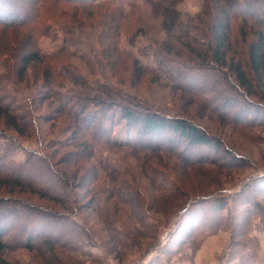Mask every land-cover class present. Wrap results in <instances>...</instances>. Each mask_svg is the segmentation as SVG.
I'll list each match as a JSON object with an SVG mask.
<instances>
[{"label":"rangeland","instance_id":"1","mask_svg":"<svg viewBox=\"0 0 264 264\" xmlns=\"http://www.w3.org/2000/svg\"><path fill=\"white\" fill-rule=\"evenodd\" d=\"M202 2L181 0L176 6L179 23L197 14ZM69 7L59 8L56 20L44 21L47 36L0 26V82L17 105L16 113L24 114L29 125L28 132L17 135L4 127L0 117V131L4 129L9 137L0 138V144L9 147L12 162H22L28 151L63 174L72 187L67 210L25 189L9 192L0 187V196L21 198L43 211L64 215L81 238L50 247L40 242L30 251L7 248L0 252V261L264 264V187L258 181L264 175V123L258 119L235 123L230 115L219 113L221 98L226 96L221 87L227 86V79L216 70L194 63L182 66L199 71L195 78L200 82L193 81L187 89L160 69L166 33L160 27L153 31L152 24L145 22L148 6L127 8L124 15L115 9L104 15L97 10L85 12L75 4ZM105 26L112 27L111 35L119 26L114 53L100 37ZM181 33L179 27L172 31L174 36ZM30 52L47 58L30 62L20 74L19 59ZM173 56L178 62L183 59ZM45 72L51 75L49 83L43 81ZM257 90L259 96H249L247 101L231 90L228 99L262 113L264 86ZM60 91L76 98L119 94L120 100H108L114 102L112 117L102 121L111 127V142L97 146L92 158L73 156L77 150L74 120L60 111L51 95ZM117 101L118 105L141 103L142 108L169 119H185L220 142L222 150L185 155L179 148L156 146L137 151L127 144L135 139L136 130H128ZM219 202L223 208L214 211Z\"/></svg>","mask_w":264,"mask_h":264},{"label":"trees","instance_id":"2","mask_svg":"<svg viewBox=\"0 0 264 264\" xmlns=\"http://www.w3.org/2000/svg\"><path fill=\"white\" fill-rule=\"evenodd\" d=\"M180 1L0 0V26L47 36L48 28L45 27L44 21L56 20L58 10L63 6L69 7L75 4L85 12L97 10L104 15L114 9L120 15H124V10L127 8L147 9L148 6L149 12L145 13V22L148 20L152 24L149 28L153 31L160 27V32L166 33V38L163 40L165 45L162 43L164 46L160 49L161 54L158 58L160 69L168 73L175 83L187 89L192 87L193 81L200 82L195 78L199 71L185 67L184 70L182 66L194 63L201 68L216 70L225 80L227 79V86L221 87L223 90L221 94L226 95L220 97L223 107L216 106L219 108V113L230 115V120L235 123L253 119H258V123H264V112L260 113L257 107L251 108L252 105L240 104L243 100L247 101L249 96H259L257 89L264 86V0H203L200 11L184 23H179V12L176 9ZM115 2L118 4L116 7ZM176 27L181 28L182 33L174 36L172 31ZM111 29L112 27L105 26L100 31V37L110 43L114 53L118 51L114 40L117 31L119 32V26L114 27L115 34L111 35ZM173 55L183 59L180 58L179 62L175 61ZM44 58L47 56L40 52L23 55L19 59L20 74L30 62ZM48 72L43 75V81L46 83H49L51 78ZM176 80L184 81L185 85ZM218 80L220 81V78ZM203 82L201 81L200 84ZM1 84L3 83L0 82V117L4 118V127L22 136L29 131L27 120L24 114L16 113L17 105L11 101L10 95ZM215 84L218 85V82L215 81L214 86ZM231 90L241 98V101L228 99ZM51 95L58 102L60 111L74 120L73 146L77 150L72 153L75 160L81 157L92 158L97 146L111 142V127H105L102 121L112 117L111 104L114 98L120 100L119 94L114 96L109 93H94L93 96L76 98L72 94L60 91L51 92ZM117 102L118 105L119 101ZM118 106L128 130H136L135 139L128 141L127 144L137 151L144 152L149 147L156 146L170 151L179 148L185 155H192V152L204 149L222 150L220 142L185 119H169L142 108L141 103L136 102ZM6 134L2 129L0 138H9ZM151 142L154 144L151 145ZM9 155V147L0 144V187L8 189L9 192L16 188L20 192L22 189L28 190L67 210V197L71 194L72 187L63 174L34 153L27 151L24 160L20 163L10 161ZM91 175L94 179V174ZM92 178L90 182H93ZM258 181L260 186L264 187V175L259 177ZM85 185L84 182L83 186ZM72 194L76 196L75 192ZM223 206L224 204L219 202L213 209L218 211ZM78 238H81V232H78L73 222L64 215H58L53 210L43 211L21 198L15 200L10 196H0V252L7 248H22L30 251L40 242L48 247L58 241L70 244L72 240L74 242ZM0 264L8 263L0 261Z\"/></svg>","mask_w":264,"mask_h":264}]
</instances>
